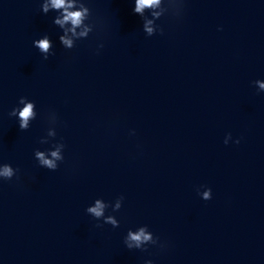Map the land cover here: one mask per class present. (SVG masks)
Masks as SVG:
<instances>
[{
    "label": "water",
    "instance_id": "obj_1",
    "mask_svg": "<svg viewBox=\"0 0 264 264\" xmlns=\"http://www.w3.org/2000/svg\"><path fill=\"white\" fill-rule=\"evenodd\" d=\"M85 3L93 31L67 50L41 0H0V164L19 169L0 180V264H264V0L179 15L161 0L152 36L135 0ZM20 97L37 112L26 131L8 115ZM57 142L63 161L40 167L34 150ZM120 196L116 228L85 211ZM140 226L158 244L127 249Z\"/></svg>",
    "mask_w": 264,
    "mask_h": 264
},
{
    "label": "clouds",
    "instance_id": "obj_2",
    "mask_svg": "<svg viewBox=\"0 0 264 264\" xmlns=\"http://www.w3.org/2000/svg\"><path fill=\"white\" fill-rule=\"evenodd\" d=\"M175 6L174 15H179L183 0H168ZM161 0H135L134 13L138 14L143 21L142 30L147 36H152L159 31L161 34L163 30L154 23V20L159 19L166 9H162L161 12H156L154 9L160 7ZM40 11L43 14H48L50 11L57 14L53 17L52 23L57 26L62 34L58 36L60 45L67 50H71L76 46L77 40L86 39L93 31V23L91 22V10L86 6L85 0H41ZM149 12L152 19L145 15V12ZM33 46L38 49L42 58L47 60L49 56L54 55L53 43L49 39L48 35H43L42 38L33 40ZM102 48L103 45H99ZM255 85H259L258 90L264 91V83L260 80L254 82ZM18 105L22 107H13L8 113L9 117H16L18 121V127L21 131H26L30 127V122L37 116L35 109V103L27 100L25 97H20ZM48 121L50 125H55L57 122L56 114L53 112L49 115ZM53 126L47 129L46 137H42L39 140L41 144L49 143V138L56 136V131ZM230 134H227L224 139V144H228ZM239 143V140L234 141ZM65 145L62 142H57L51 145V148L45 151L34 150V159L38 162V165L42 168L50 171H55L58 168V162L63 161L64 157L62 151ZM19 169L13 168L11 165L3 163L0 164V180L8 181L13 177L19 179ZM198 195L203 200L211 199V189L205 188L201 193L197 190ZM124 197H117L114 203L111 205L105 202L103 199L97 198L94 202L88 206L85 211L95 220H103L104 224H109L113 228L119 226V221L112 215H105V210L111 207L113 212L118 211L121 208ZM97 227H102V224H97ZM123 244L129 250L138 249L146 251V245H157L158 238L154 237L151 232L147 230V226H140L135 231L129 230L123 239ZM159 247L163 248V244H159ZM144 264H152L151 260H146Z\"/></svg>",
    "mask_w": 264,
    "mask_h": 264
}]
</instances>
